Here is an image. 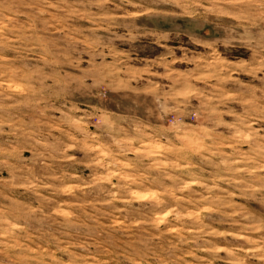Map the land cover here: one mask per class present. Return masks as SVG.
Wrapping results in <instances>:
<instances>
[{
	"label": "rangeland",
	"instance_id": "rangeland-1",
	"mask_svg": "<svg viewBox=\"0 0 264 264\" xmlns=\"http://www.w3.org/2000/svg\"><path fill=\"white\" fill-rule=\"evenodd\" d=\"M0 264H264V0H0Z\"/></svg>",
	"mask_w": 264,
	"mask_h": 264
}]
</instances>
